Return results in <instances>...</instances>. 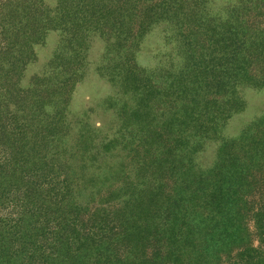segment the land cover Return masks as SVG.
Wrapping results in <instances>:
<instances>
[{
    "label": "trees",
    "instance_id": "trees-1",
    "mask_svg": "<svg viewBox=\"0 0 264 264\" xmlns=\"http://www.w3.org/2000/svg\"><path fill=\"white\" fill-rule=\"evenodd\" d=\"M158 28L171 51L147 66ZM92 64L111 136L70 119ZM246 90H264V0H0V264H264V112L226 134Z\"/></svg>",
    "mask_w": 264,
    "mask_h": 264
},
{
    "label": "rangeland",
    "instance_id": "rangeland-1",
    "mask_svg": "<svg viewBox=\"0 0 264 264\" xmlns=\"http://www.w3.org/2000/svg\"><path fill=\"white\" fill-rule=\"evenodd\" d=\"M232 0H215L216 4L222 5ZM55 0H50V3L54 4ZM161 35L162 29L158 28L154 31L149 41L144 44V52L139 56L140 61L147 66H155L162 62L167 63V53L171 51L170 46L164 45ZM61 41V36L52 32L48 35L46 44L36 48L38 60L35 64L29 66L27 71V78H30L34 74H43L46 70V65L57 51ZM158 49V50H157ZM104 50V44L99 39L93 41V47L91 49V60L93 63L100 59ZM153 52L151 57L147 55L149 52ZM159 51V52H158ZM157 52V53H156ZM95 64H92L91 71L89 72L87 80H85L82 86L79 88L75 100L72 104V110L70 119L76 124L81 118L83 112L88 111V122L102 130L103 136H111L117 129V122L114 118L113 110L108 108L106 101L108 98L115 96L116 91L108 85L107 82L101 80L94 73ZM244 98L248 101L247 110L234 117L230 122L226 134L229 136H235L241 132V130L251 121L259 117L264 112V90H246ZM216 145L210 144L206 151L198 156L197 161L204 167L209 166L215 153ZM257 243V242H256Z\"/></svg>",
    "mask_w": 264,
    "mask_h": 264
}]
</instances>
